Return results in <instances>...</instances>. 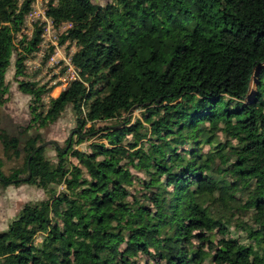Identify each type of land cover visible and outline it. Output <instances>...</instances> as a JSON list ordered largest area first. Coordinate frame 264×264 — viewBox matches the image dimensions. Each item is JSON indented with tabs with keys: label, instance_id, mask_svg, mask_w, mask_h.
<instances>
[{
	"label": "trees",
	"instance_id": "obj_1",
	"mask_svg": "<svg viewBox=\"0 0 264 264\" xmlns=\"http://www.w3.org/2000/svg\"><path fill=\"white\" fill-rule=\"evenodd\" d=\"M33 1L0 0V106L12 57L30 97L26 126H0V187L44 197L0 231V264H264V0H48L76 47L56 97L25 71ZM67 106L89 143L54 161L40 129Z\"/></svg>",
	"mask_w": 264,
	"mask_h": 264
},
{
	"label": "rangeland",
	"instance_id": "obj_2",
	"mask_svg": "<svg viewBox=\"0 0 264 264\" xmlns=\"http://www.w3.org/2000/svg\"><path fill=\"white\" fill-rule=\"evenodd\" d=\"M48 0H35L34 5L39 9H44ZM97 4L103 5L108 0H92ZM62 26V25H60ZM57 27V35L63 31V27ZM30 29V27H29ZM25 33V29L23 30ZM58 41V39H57ZM76 50L74 43L65 42L57 49L50 43L44 42L37 52L30 56L25 61L26 73L28 79L39 81L40 84L46 83L48 87L54 85L50 96L56 97L63 87L69 85L72 81L71 76L75 73L69 68V55ZM57 51L54 59L50 61L51 55ZM14 57L11 59V66L6 73V81L9 84L8 100L0 106V126L4 127L9 133L16 134L18 131L26 126L30 121L28 104L30 97L22 94L17 88V82L14 79ZM22 79V78H20ZM25 79V78H24ZM255 82L252 81L251 89H254ZM46 99V98H45ZM139 116V112L133 113V121ZM76 123L71 107L67 106L63 114L52 124L46 128H41L45 141L53 140L58 148H64L68 144V139H71L72 148L86 149L88 136L82 135L83 142H77V136L72 131H76ZM30 129L28 133H33ZM78 132V130L76 131ZM96 135V134H95ZM97 138L96 136L94 137ZM94 138H92L94 140ZM56 148L49 144L45 146L48 157L56 161ZM0 161L2 164V171L7 174L8 168L14 165L15 161H8L2 155L0 146ZM44 197V192L27 183L16 185H9L5 188L0 187V231L8 227L10 221L18 214L24 203L28 201H36ZM39 239V238H38ZM205 247L207 245L205 244ZM144 262V260H143Z\"/></svg>",
	"mask_w": 264,
	"mask_h": 264
},
{
	"label": "built area",
	"instance_id": "obj_3",
	"mask_svg": "<svg viewBox=\"0 0 264 264\" xmlns=\"http://www.w3.org/2000/svg\"><path fill=\"white\" fill-rule=\"evenodd\" d=\"M34 1L31 4V10L26 15L25 25L23 28V30L25 29V33H23V34H27L28 36H30L32 33L34 25L36 23L40 24L42 26V31H41V39L42 40H41L40 46L43 45V43L46 41V42L52 44L57 49L59 46H61L58 43L60 35L67 28L71 27V24L70 23L61 24L62 26H60V27H63V31L60 33V35H57V27H55L52 20L46 16V13H45L46 6L44 9L41 10L36 6H33ZM29 27H30V29H29ZM23 30H22V32H23ZM20 37H21V34H18L17 39H20ZM57 39H58V41H57ZM66 42H69V41H66ZM55 55H57V51L53 55H51L50 61L54 59ZM69 62H70V55H69ZM68 65H69V68L72 69V71L75 73L74 75L71 76V78L73 80V79L77 78L78 76H77L76 70L74 69L73 65H71V63H68ZM65 87H63V89Z\"/></svg>",
	"mask_w": 264,
	"mask_h": 264
},
{
	"label": "water",
	"instance_id": "obj_4",
	"mask_svg": "<svg viewBox=\"0 0 264 264\" xmlns=\"http://www.w3.org/2000/svg\"><path fill=\"white\" fill-rule=\"evenodd\" d=\"M74 133V131L71 132V135ZM49 144H52L54 145L55 147L58 148V145L53 141V140H47V141H44L43 143L40 144V148H43ZM63 152H65V150H63ZM30 177V174L27 175V177L23 178L24 180H27L28 178Z\"/></svg>",
	"mask_w": 264,
	"mask_h": 264
}]
</instances>
